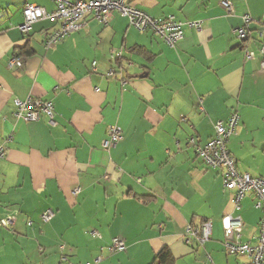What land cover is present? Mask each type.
<instances>
[{
    "label": "crops",
    "instance_id": "crops-1",
    "mask_svg": "<svg viewBox=\"0 0 264 264\" xmlns=\"http://www.w3.org/2000/svg\"><path fill=\"white\" fill-rule=\"evenodd\" d=\"M127 1L151 18L197 21L201 29H185L169 48L117 14L106 26L88 17L46 51L44 34L59 23L40 20L28 36L18 27L26 5L52 12L55 4L0 0V220L15 217L11 228L0 227V264H58L61 244L80 264L98 257V264H150L164 248L174 264H250L225 253L222 219L239 217L241 240L256 243L253 197L234 211L218 172L200 162L188 139L203 147L215 123L236 113L228 152L239 172L264 178V72L257 44L241 46L232 35L249 16L255 39L264 0H225L230 16L221 0ZM112 50L120 59L111 60ZM245 50L255 58L246 61ZM13 58L22 59L20 68L8 67ZM28 98L53 104L54 126L43 115L32 123L14 119V101ZM109 126L122 140L104 151ZM45 211L54 213L48 223L39 218ZM205 222L213 237L186 244V227ZM113 238L124 241V252L107 254Z\"/></svg>",
    "mask_w": 264,
    "mask_h": 264
},
{
    "label": "built area",
    "instance_id": "built-area-1",
    "mask_svg": "<svg viewBox=\"0 0 264 264\" xmlns=\"http://www.w3.org/2000/svg\"><path fill=\"white\" fill-rule=\"evenodd\" d=\"M55 4L52 12L35 5H26L22 10L23 23L18 30L23 36H28L31 26L40 20H50L59 23L56 30L44 34L43 48L47 51L52 49L71 34L79 31L88 17L95 22L106 26L110 23L114 14L127 20L128 25L140 33L149 32L154 37L161 40L167 47L175 48L183 39L185 29L200 31L201 22H180L173 16L163 19H154L147 16L142 11L136 9L127 0H50ZM220 5L226 15L233 14L232 5L225 0L220 1ZM252 20L249 16L242 17V25L232 30L234 39L241 45L246 43H256L259 55V69L264 72V28L256 32L255 39L252 38L250 28ZM121 53L115 50L110 52L111 60L120 59ZM255 58V52L245 50L244 59L250 61ZM22 66L21 58H13L9 61L8 67ZM95 63L92 64L94 69ZM110 70L106 76H114ZM123 83L124 80L120 78ZM15 111L13 117L25 123H32L39 120L40 116L46 117L48 124L55 125L54 107L49 101H39L26 99L25 101H14ZM239 123V116L236 113L230 115L226 121L216 122L214 125V135L203 147L195 145V139H188V144L195 147L196 157L209 169L216 170L221 180L222 188L230 195V203L234 211H238L240 203L246 197H253V208L260 212L258 222V233L256 243L250 244L241 240L243 224L239 217L227 215L222 219L224 232L223 246L228 256H246L250 259V264H264V178L252 177L247 173H241L236 167V161L227 149L229 139L235 135ZM107 137L102 142V149L109 151L116 147L122 140V132L117 126L107 128ZM6 147L0 144V160L4 159ZM79 192L75 188L73 195ZM54 217L52 211H45L39 218L42 223L50 222ZM15 222L14 216H9L0 220V227L9 229ZM28 226L32 223L28 222ZM90 235L98 238L96 231H91ZM213 237L210 222L203 223L200 227H186L184 241L191 244V240L197 241L199 246L204 245ZM60 252L58 264H80L69 259L67 249L64 244L58 246ZM126 250L124 241L121 238L111 239L106 248L108 255L122 253ZM101 258L93 260V264H98ZM209 264L212 261L208 259Z\"/></svg>",
    "mask_w": 264,
    "mask_h": 264
},
{
    "label": "trees",
    "instance_id": "trees-1",
    "mask_svg": "<svg viewBox=\"0 0 264 264\" xmlns=\"http://www.w3.org/2000/svg\"><path fill=\"white\" fill-rule=\"evenodd\" d=\"M241 45V44H240ZM243 46V45H241ZM21 55H29L30 51L25 49L21 50ZM150 264H174V260L168 249L164 248L159 253H157Z\"/></svg>",
    "mask_w": 264,
    "mask_h": 264
},
{
    "label": "rangeland",
    "instance_id": "rangeland-1",
    "mask_svg": "<svg viewBox=\"0 0 264 264\" xmlns=\"http://www.w3.org/2000/svg\"><path fill=\"white\" fill-rule=\"evenodd\" d=\"M262 165L264 166V164H262ZM262 169H264V167Z\"/></svg>",
    "mask_w": 264,
    "mask_h": 264
}]
</instances>
